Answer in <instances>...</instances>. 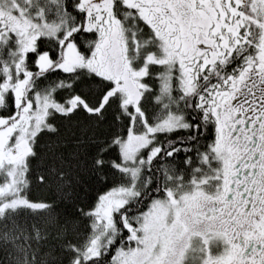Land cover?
Returning a JSON list of instances; mask_svg holds the SVG:
<instances>
[{"label": "trees", "instance_id": "1", "mask_svg": "<svg viewBox=\"0 0 264 264\" xmlns=\"http://www.w3.org/2000/svg\"><path fill=\"white\" fill-rule=\"evenodd\" d=\"M207 1H219L228 11L225 23L218 26L224 36L219 39L221 48L204 52V65L201 55L196 68L181 69L187 56L180 46L182 63L173 64L168 89H164L166 64L148 60L147 55L158 53L160 46L138 0H122L126 11H114L113 0L110 13L103 11L100 20L90 16L86 0L75 7L74 0L7 2L10 12L4 10V16L14 18L20 13L40 26L36 14L42 12L44 22L55 24L57 30L33 40L26 54V72L19 78L13 73L10 79L3 69L15 47L13 38L0 45V133L16 120L20 97L33 100L37 93H48L57 105L49 111L48 125L31 141L23 165L25 184L20 191L36 206L4 208L0 199V264H115L119 250L127 253L137 245L143 232L138 218L153 201L166 197L169 187L175 190L178 183L207 179V191H214L221 164L213 151L216 95L237 86L242 73L258 60L264 20L261 13L251 19L241 0ZM108 13L120 31L112 48L107 44L98 50L101 28L111 23ZM11 23L1 16L0 31L7 32ZM68 44L82 61L74 68L60 66ZM44 57L49 66L42 69ZM112 58L118 62L114 68ZM140 69L145 72L128 78L135 87L133 95L126 90L125 77ZM14 78L25 84L23 92ZM169 115L182 117L185 126L154 131L149 144L138 150L134 193L115 208L113 223L96 238L97 251L88 253L92 242L85 246L94 234V208L100 197L131 181L129 171L118 166L128 165L120 143L132 129H150Z\"/></svg>", "mask_w": 264, "mask_h": 264}, {"label": "rangeland", "instance_id": "2", "mask_svg": "<svg viewBox=\"0 0 264 264\" xmlns=\"http://www.w3.org/2000/svg\"><path fill=\"white\" fill-rule=\"evenodd\" d=\"M86 1L90 16L100 20L103 11L110 13V3L113 0ZM138 1L141 3L138 2L142 9L141 14L152 25L154 36L159 41L160 46L158 53L152 51L147 55L148 60L156 61L160 64L161 62L165 63L167 67V73L164 75L166 78L164 89H168L170 86L168 85L169 77L175 61L182 63L183 56L179 53L180 46L184 50L183 53L187 56L185 64L183 62L179 66L181 69L186 67L189 69L196 68L194 63L199 60L201 55L203 57H201L202 61L200 64L204 65L206 62L204 52L220 50L219 39L224 38V36L220 32L221 30H218V26L221 23L222 25L225 23L228 11L224 9V5L219 1L212 4L207 0H199L201 1L200 4L197 0ZM7 2L11 3V0H0V17L3 16L6 20H11L12 23L8 27L7 32L0 31V45H7L10 38H13L15 47L11 51V58L9 61L3 62L4 72L6 71L11 79L14 74L19 78L22 73L26 72V54L32 48L33 40L44 33L52 34L57 29L55 24L47 25L44 22L42 12L39 15L36 14L37 18L41 19L40 26L20 13L18 15L15 13L14 18H9L7 15H9L11 4L7 7ZM241 2L243 10L248 8L251 11V19L256 20L258 14L261 13L264 20V0L239 1V3ZM17 6L20 7V4H17ZM4 10L7 13L5 16L3 14ZM109 13L107 14L108 19L112 17ZM2 21L3 23L6 22L4 19ZM13 21L15 22L13 23ZM108 21H111L109 26L106 25L101 28V40L97 47L98 50L104 49L107 44L108 48H112V43L116 41L119 34L120 27H118V24L112 18ZM9 23L6 25H9ZM261 42L262 50L259 52L258 60L253 63V66L251 64L247 67L248 69L245 73H242L237 86L226 93L216 95V109L221 108L227 111L226 102L235 103V100L238 101H236L235 105L237 107L243 103L242 100L252 98L249 93L250 88H259L260 85L264 86V33ZM63 50L60 66L74 68L78 63L82 62L72 44L66 45ZM41 62L42 69L49 66V62L45 60V57ZM116 63H118L117 59H113V68ZM125 66H127V63ZM144 72L145 69H140L125 77L126 90H131L133 95L136 93L135 87L133 88L132 81L128 78L139 77ZM17 78H14L15 83L21 93L25 89V84L17 82ZM10 79L8 80L11 81ZM2 88L6 89V86L4 85ZM18 102L21 108L16 120L12 121V124L0 133V178H3L0 181V199L4 200L2 202V207L4 208L7 206L15 208L19 205L36 206L27 201L20 191L25 184L26 170L23 169V165L26 155L31 150V141L39 130L48 125L47 117L49 111L57 105L51 102V97L48 93H37L33 100L27 98L24 100L20 97ZM181 126H185V121L182 117L169 115L150 129L146 128L142 132H136L132 129L130 135L120 143L121 153L128 165L118 166L122 170L129 171L131 181L130 183H124V185L114 186L113 189L100 197L94 208V234L91 235L85 246L87 247L92 242L87 249L88 253L94 254L97 251L99 242H97L96 238L103 234L106 228L110 227L109 224L113 223L112 215L115 208L124 205L128 199L127 196L134 193L135 179L138 174V166L135 164L138 150L149 144L154 131L174 130ZM15 130L17 131L12 136ZM216 130L217 135L213 151H215L217 158L221 161L216 175V178L219 179L221 175L224 177L228 166L226 152L229 151L228 146L230 143L225 139L222 134L223 129L218 123ZM221 183L223 184V181ZM206 185H209L207 179H198V181H193L188 183V185L178 183L175 190L169 187L166 197L153 201L150 208L138 218L143 232L138 237L137 245L128 250L127 253L119 250L114 263L233 264V259H228L223 263L216 260L215 248H213L211 239H209L213 227L206 225L207 221L204 220L206 216L203 214L205 208L212 206L210 201L213 198V192L209 193ZM213 221L217 225V221ZM209 246H211V250H209Z\"/></svg>", "mask_w": 264, "mask_h": 264}, {"label": "flooded vegetation", "instance_id": "3", "mask_svg": "<svg viewBox=\"0 0 264 264\" xmlns=\"http://www.w3.org/2000/svg\"><path fill=\"white\" fill-rule=\"evenodd\" d=\"M249 93L251 99L237 107V100L227 101L228 110L217 108L215 113L230 143L228 166L203 214L213 227L209 239L221 263L264 264V86Z\"/></svg>", "mask_w": 264, "mask_h": 264}, {"label": "snow or ice", "instance_id": "4", "mask_svg": "<svg viewBox=\"0 0 264 264\" xmlns=\"http://www.w3.org/2000/svg\"><path fill=\"white\" fill-rule=\"evenodd\" d=\"M78 3H79V0H74L73 7H75V5ZM116 9H122V10L126 11L127 5L122 3V0H115L114 5H113V10L115 11ZM80 14H81V17L83 18V15H84L83 11H81ZM117 15L120 16L121 18H123L122 14L120 12H117ZM81 31H83V26L81 27ZM95 34H96L95 31H93L92 35H95Z\"/></svg>", "mask_w": 264, "mask_h": 264}]
</instances>
